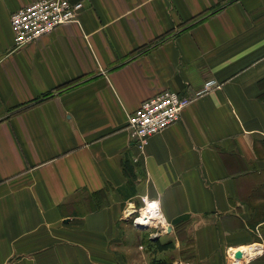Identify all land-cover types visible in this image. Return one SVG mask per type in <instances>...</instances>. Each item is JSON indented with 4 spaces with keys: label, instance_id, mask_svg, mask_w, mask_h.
<instances>
[{
    "label": "crops",
    "instance_id": "0c3cea01",
    "mask_svg": "<svg viewBox=\"0 0 264 264\" xmlns=\"http://www.w3.org/2000/svg\"><path fill=\"white\" fill-rule=\"evenodd\" d=\"M34 1L0 0V264H132L142 197L173 246L141 264H264V0H69L16 48ZM164 90L191 101L138 152L128 116Z\"/></svg>",
    "mask_w": 264,
    "mask_h": 264
},
{
    "label": "built area",
    "instance_id": "2783aa9c",
    "mask_svg": "<svg viewBox=\"0 0 264 264\" xmlns=\"http://www.w3.org/2000/svg\"><path fill=\"white\" fill-rule=\"evenodd\" d=\"M82 8L81 2L71 3L69 0H36L20 7L10 15L15 47L31 43L60 25L76 21ZM190 101L172 90H164L142 101L128 116L126 126L133 147L143 152L152 136L180 120L183 108ZM153 202L157 201L142 197L138 206L127 204L121 213L122 219H131L134 227L151 230L150 241L171 231V225L164 221L158 202L157 208L149 210Z\"/></svg>",
    "mask_w": 264,
    "mask_h": 264
},
{
    "label": "rangeland",
    "instance_id": "374dc122",
    "mask_svg": "<svg viewBox=\"0 0 264 264\" xmlns=\"http://www.w3.org/2000/svg\"><path fill=\"white\" fill-rule=\"evenodd\" d=\"M125 220L130 221V223H128V224L133 226L131 219L127 218ZM131 226H129L130 230L132 229L130 232V235H131L130 238L132 240V244H133L134 248L132 247L129 252L131 253V260L133 262L132 264H141V258L139 259L138 255H137V251L139 252V249H144L145 253L148 251V245L150 242V240L148 239V236H149L151 230H141V233H139L137 231L138 228L135 227L136 229H134L133 228L134 226L133 227H131ZM167 240H168L167 237H160V241L162 243L167 242ZM140 246L142 248H140ZM124 251L126 252L127 250H124ZM160 254L161 253L158 252V258L163 257ZM139 256H141V255H139ZM254 259H256V258H254ZM254 259H252V260H254ZM243 261H245V260H243ZM153 262H156V260H153ZM235 263H236V260H235ZM238 263H241V262H238Z\"/></svg>",
    "mask_w": 264,
    "mask_h": 264
},
{
    "label": "trees",
    "instance_id": "16d2710c",
    "mask_svg": "<svg viewBox=\"0 0 264 264\" xmlns=\"http://www.w3.org/2000/svg\"><path fill=\"white\" fill-rule=\"evenodd\" d=\"M125 171L127 172L128 175H131L132 177L134 176V169H133V167L132 166L131 167L128 166L127 163L125 164ZM183 221H185V220L181 219V221H180V219H179L176 222L172 223L175 231H178L179 230V227H180V225H181V223ZM149 244L156 246L157 249L160 250V251L168 250V249L172 248V246H173L172 242H167V243L161 244V243H159V241L157 239L152 240V242H149ZM248 253H249V256L250 257L254 256V254L250 253V251Z\"/></svg>",
    "mask_w": 264,
    "mask_h": 264
},
{
    "label": "clouds",
    "instance_id": "9594fccd",
    "mask_svg": "<svg viewBox=\"0 0 264 264\" xmlns=\"http://www.w3.org/2000/svg\"><path fill=\"white\" fill-rule=\"evenodd\" d=\"M150 208H153V209L157 208V202L151 203Z\"/></svg>",
    "mask_w": 264,
    "mask_h": 264
},
{
    "label": "water",
    "instance_id": "95a60500",
    "mask_svg": "<svg viewBox=\"0 0 264 264\" xmlns=\"http://www.w3.org/2000/svg\"><path fill=\"white\" fill-rule=\"evenodd\" d=\"M137 228H138V229H143L144 227L138 226ZM236 258L239 259L240 256H239V255H236Z\"/></svg>",
    "mask_w": 264,
    "mask_h": 264
},
{
    "label": "bare ground",
    "instance_id": "6f19581e",
    "mask_svg": "<svg viewBox=\"0 0 264 264\" xmlns=\"http://www.w3.org/2000/svg\"><path fill=\"white\" fill-rule=\"evenodd\" d=\"M149 210H151V211H152V208H150V207H149ZM143 223H144V222H143Z\"/></svg>",
    "mask_w": 264,
    "mask_h": 264
}]
</instances>
